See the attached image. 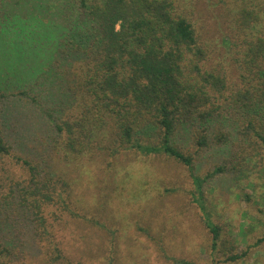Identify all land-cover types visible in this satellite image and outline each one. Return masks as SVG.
Segmentation results:
<instances>
[{
  "label": "rangeland",
  "instance_id": "1",
  "mask_svg": "<svg viewBox=\"0 0 264 264\" xmlns=\"http://www.w3.org/2000/svg\"><path fill=\"white\" fill-rule=\"evenodd\" d=\"M7 1L12 6L13 0ZM5 2L0 0V9ZM254 2L264 19L262 0ZM179 3L209 50V67L222 68L229 84L238 85L241 54L249 46L228 2ZM27 11L31 14L33 7ZM15 18L0 19V31L7 32L0 37V93L8 97L0 106V123L12 151L37 166L35 180L42 187L36 190L48 194V239L59 250L48 252L33 211L17 197L33 172L5 157L0 160V245L4 241L12 247L5 264H264V144L243 137L237 109L210 126L204 149L195 145L190 128L178 127L173 143L194 158L193 169L161 149L143 153L136 146L119 149L111 143L68 159L55 148L60 134L46 112L51 109L56 119L63 115L62 95L45 75L36 74L53 61L48 50L59 43L54 37L58 17L47 14L44 35L31 44L13 37L25 30ZM39 52V59L33 58ZM218 129L228 134L227 142L216 138ZM140 142L155 146L158 137L152 132ZM51 188L61 197H52ZM214 226L220 233L216 244ZM234 255L240 258L228 260Z\"/></svg>",
  "mask_w": 264,
  "mask_h": 264
},
{
  "label": "trees",
  "instance_id": "2",
  "mask_svg": "<svg viewBox=\"0 0 264 264\" xmlns=\"http://www.w3.org/2000/svg\"><path fill=\"white\" fill-rule=\"evenodd\" d=\"M56 1L19 0L14 5L13 0L11 6L6 0L0 19L15 16L14 21L25 30L14 32L13 37L31 44L44 35L47 14L58 17L59 30L54 37L59 43L48 50L53 61L46 72L39 66L36 74L45 75L62 95L63 115L56 119L51 109L46 112L60 134L55 148L68 159L83 157L94 145L111 143L124 149L136 146L143 153L161 149L193 169L194 158L173 143L178 127L190 128L195 145L207 148L210 126L229 115L230 109H237L241 117L243 137L264 144V19H260L254 0H226L232 18H236L234 24L240 27L238 33L249 46L241 54L240 83L236 86L229 84L222 68L209 67V50L201 45L195 23L180 11L181 0ZM27 6L33 7L31 14ZM5 34V29L0 31V37ZM40 54L33 58L39 59ZM7 98L0 93V106L6 105ZM152 132L158 144L145 146L140 141ZM217 132L220 143L229 140L227 133ZM5 157L33 172L34 177L17 197L33 211L40 241L47 240L48 252L56 253L44 215L48 194L36 190L42 187L35 180L37 166L12 151L0 123V160ZM51 190L52 197H61L57 188ZM211 230L216 244L219 228ZM1 242L0 264H5V253L10 256L12 247ZM239 258L234 255L228 260Z\"/></svg>",
  "mask_w": 264,
  "mask_h": 264
}]
</instances>
